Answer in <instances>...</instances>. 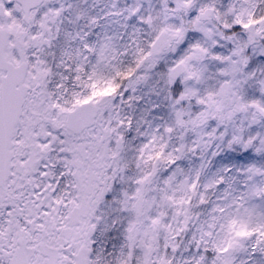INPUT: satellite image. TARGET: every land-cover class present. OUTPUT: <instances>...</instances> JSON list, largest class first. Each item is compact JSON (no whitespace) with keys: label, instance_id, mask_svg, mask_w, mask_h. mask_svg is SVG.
Segmentation results:
<instances>
[{"label":"snow or ice","instance_id":"6c2138e0","mask_svg":"<svg viewBox=\"0 0 264 264\" xmlns=\"http://www.w3.org/2000/svg\"><path fill=\"white\" fill-rule=\"evenodd\" d=\"M0 264H264V0H0Z\"/></svg>","mask_w":264,"mask_h":264}]
</instances>
